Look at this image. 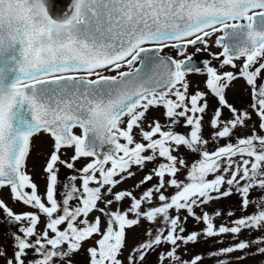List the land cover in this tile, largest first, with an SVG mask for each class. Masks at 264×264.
<instances>
[{"label":"snow or ice","instance_id":"6c2138e0","mask_svg":"<svg viewBox=\"0 0 264 264\" xmlns=\"http://www.w3.org/2000/svg\"><path fill=\"white\" fill-rule=\"evenodd\" d=\"M42 9L43 18L36 15ZM63 13L77 15L75 29H55L39 0H0V210L18 226L6 264H73L88 241L87 264H146L149 254L155 264L264 256V135L249 124L254 114L264 132V0H86L83 7L68 0ZM168 47L180 58L162 54ZM189 47L210 59L197 61ZM226 66L234 71H221ZM189 74L206 75L208 91L197 86L190 94ZM238 79L250 89L243 109L226 98ZM161 107L164 123L147 119ZM181 121L188 132L176 130ZM238 129L250 134L238 136ZM38 133L53 140L42 194L26 168ZM68 150L73 155L62 159ZM60 166L72 172L64 181ZM138 172L145 174L135 184L115 191ZM4 187L33 211L14 212ZM234 195L247 215L208 210ZM224 215L235 218L217 225ZM190 219L204 227L189 232ZM142 222L149 225L144 239L124 256L126 229ZM245 232L262 234L241 239ZM225 236L232 242L206 256L185 260L180 253L200 239L223 244Z\"/></svg>","mask_w":264,"mask_h":264},{"label":"rangeland","instance_id":"374dc122","mask_svg":"<svg viewBox=\"0 0 264 264\" xmlns=\"http://www.w3.org/2000/svg\"><path fill=\"white\" fill-rule=\"evenodd\" d=\"M68 0H51V7L50 11L53 15L62 13L64 11V6L67 4ZM216 36H213V41L211 44L214 45ZM202 47V45H198ZM166 53L173 54L177 57L176 49L168 47L164 49ZM211 52L218 53L221 51L220 48L218 47H211L210 49ZM187 52L189 54H194V57L196 58H205V59H210L208 56L207 52H201L199 54H196V48L195 47H190L187 49ZM180 58V57H179ZM219 61L213 60L212 64L213 66L218 65ZM238 65L243 63V60L237 61L236 62ZM221 71H234L230 67H225ZM186 79L190 83V88H189V93H194L197 90V86H199V90L207 92L208 90L205 87V81L207 79L206 75L203 74H189ZM226 98L230 103H232L236 108L238 109H243L247 108V106L251 103V96H250V89H248V86L246 85L245 81L243 79H238L237 81L234 82V86L230 87L227 90L226 93ZM208 99L210 101V109L209 112H211L212 107L215 106L216 101L214 98H212L211 94H209ZM248 111L251 112V109L248 108ZM164 109L161 107L159 109H153L150 110L149 113L147 114V119L151 120L153 117L160 119L162 123H164V116H163ZM207 121V117H206ZM249 124H255L256 125V130L259 134L264 135V132H260L258 124L259 121L253 114V119L252 121L249 122ZM177 131H180L182 133L188 132L187 128L183 127V121H181V126L176 129ZM77 132H80V129H76ZM211 129L207 127V124L205 123V128H204V135L208 136L210 133ZM250 134V129H238L236 132V135H248ZM122 143L124 141H121ZM221 144L224 143V141H220ZM52 145H53V140L47 135V134H41L39 133L33 138L32 142V147L30 149V154L27 160L26 168L27 171L31 174L33 177L34 182H36L39 185V192L42 194L44 192V186L46 183V179L44 177L43 173V167L45 166L47 159L52 151ZM214 147L213 145L209 146ZM183 151V149H181ZM73 155L72 150H68L67 155H62V159H69ZM186 156H188L189 160H194L196 159L195 156L189 155L188 153H185ZM92 158H86L82 159L79 161L76 165L77 168L81 167L84 163L89 162ZM153 167V165L149 164L148 168ZM135 170V169H134ZM148 169H145V172H147ZM145 172H138L137 176L134 179L128 180L125 183L121 184L115 191H119L120 189H126L135 184L139 179L143 177ZM72 172L68 170L67 168L60 166V171H59V178L61 181H64L66 177L71 175ZM184 173L182 172L180 174V178L183 179ZM156 181H153L152 183H155ZM77 184H79V181H77ZM140 191H143L141 189ZM171 191V190H170ZM2 195L4 201L7 203V205L12 208V210L16 213H22V212H27V211H33V209L28 208L24 206L22 203H14L11 194H10V189L9 187H4L2 190ZM253 195H257V193H253ZM111 198V197H109ZM238 202H239V197L238 196H232L229 198H226L224 200L216 201L214 202L210 208H208L209 211H212L214 208H220L222 210L227 211V209L231 208L235 211L236 216L239 217L241 215H247L248 213L241 212L239 207H238ZM127 201L121 205V207H126L127 206ZM100 207H103L101 204ZM113 210L116 208V205L114 204L112 206ZM199 211V210H197ZM249 212L252 211L251 208L248 210ZM99 215V213H93L92 216ZM183 215V213H182ZM92 216L89 218L91 219ZM235 217H227L226 215L221 216L220 218L216 219L215 223L217 225L225 222L226 220H231L234 219ZM11 226H8L6 224V217L4 216L2 210H0V247L5 249V245L8 244V247L6 248L7 250V256L6 257H0V264H6L7 258L11 257L13 255V249L11 247L13 240L11 237V233L16 231L17 225L14 224H9ZM42 228L43 225H40ZM149 227V225L145 223H141L140 226H133L131 229H126V234H127V248L124 251V256H127L128 250L131 249V247L134 244H138L144 239V230ZM187 229L189 232L193 230H199L204 227L203 224H196L194 221L191 219L188 221L186 225ZM261 232H253L252 236H249L247 232L243 233L241 235V239H251L254 236L261 235ZM218 238H210V239H200L198 243L195 244H190L187 246V249L181 248L180 253L183 255V253L186 251L187 254L183 255V259L185 260H190L195 254H205L209 253L210 251L227 246L228 243H231V237L230 236H225L223 237L225 243L223 244H218L217 241ZM7 243V244H6ZM93 241H88L83 245V249L76 255H74L71 259L73 261V264H87L88 262V254L86 252V249L89 247L90 244H92ZM241 253L237 252L234 255L239 256ZM122 259L124 257H121ZM156 261V255L155 254H149L147 257V262L146 264H155ZM203 264H216L214 259H208L205 258L203 260ZM241 264H264V256L261 255H253L250 256L248 259L244 260L241 262Z\"/></svg>","mask_w":264,"mask_h":264},{"label":"clouds","instance_id":"9594fccd","mask_svg":"<svg viewBox=\"0 0 264 264\" xmlns=\"http://www.w3.org/2000/svg\"><path fill=\"white\" fill-rule=\"evenodd\" d=\"M39 2L41 4H43L44 8H46L48 10V12L51 13L50 11V7H51V0H39ZM86 3V0H81V7L84 6V4ZM36 15L43 18V16L45 15L44 10H40L36 12ZM51 15L54 18V28L59 30V31H66V30H73L76 28V22L78 20V17L75 13H59L56 15H53L51 13ZM3 47L6 49L7 48V43L5 42V44L3 45ZM11 102L10 98L8 97L7 94H5L4 98H3V105L6 108L7 111H10V109H7V105Z\"/></svg>","mask_w":264,"mask_h":264},{"label":"water","instance_id":"95a60500","mask_svg":"<svg viewBox=\"0 0 264 264\" xmlns=\"http://www.w3.org/2000/svg\"><path fill=\"white\" fill-rule=\"evenodd\" d=\"M162 54H166V55H169V56H172V57H174L175 58V56L174 55H171V54H168V53H162ZM194 59H196L197 61H200V60H204L205 58H195L194 57ZM11 82V78H9V80H8V83H10ZM107 145H105L104 146V148L103 149H101V151H106L107 150Z\"/></svg>","mask_w":264,"mask_h":264},{"label":"flooded vegetation","instance_id":"af4514ba","mask_svg":"<svg viewBox=\"0 0 264 264\" xmlns=\"http://www.w3.org/2000/svg\"><path fill=\"white\" fill-rule=\"evenodd\" d=\"M38 134H39V133H38ZM38 134H36V135H38ZM36 135H35V136H36ZM35 136H34V137H35ZM34 137H33V138H34ZM33 138H32V141H31L30 149H31V147H32ZM28 157H29V156H28ZM27 160H28V158H27ZM27 160H26V164H27ZM6 224H7L8 226H11V225H9L8 223H6ZM17 227H18V226H17ZM6 244H7V243H6ZM7 247H8V244L5 245V249H6Z\"/></svg>","mask_w":264,"mask_h":264}]
</instances>
